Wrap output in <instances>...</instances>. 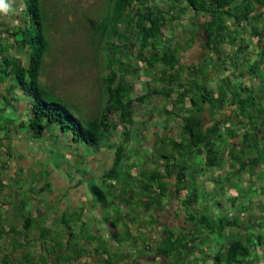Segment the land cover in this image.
<instances>
[{
    "label": "trees",
    "instance_id": "16d2710c",
    "mask_svg": "<svg viewBox=\"0 0 264 264\" xmlns=\"http://www.w3.org/2000/svg\"><path fill=\"white\" fill-rule=\"evenodd\" d=\"M160 1V4L166 3L165 0ZM167 1L168 6L164 8L158 3H151V0H102L98 9H89L93 12L91 15L79 7V14L89 24L87 33L90 35L87 42L94 43L90 50L95 54L93 62L99 69L101 78L98 99L94 100L97 107L92 110L85 107L83 98L78 96L74 100L51 82L45 83L42 79L46 57L53 49L52 26L49 23L52 13L44 0H16L15 6L10 7V10L18 13L19 23L0 28V81L8 82L6 89L9 91V94L3 92L7 95H3L5 109L19 99L10 95L15 90H21L28 99L29 114L19 123L20 128L28 130L36 140H41L47 133H55L58 129L68 135L72 142L90 147L94 152L105 147L114 149L112 164L99 180L107 190L96 184L98 181H90L93 183L90 185L91 189L97 196L96 202L111 205L122 197L128 203V199H133L140 193L147 196L150 201L146 203L152 205H146V211L153 208L155 199H159L157 208H163L161 198L169 191V181H175L176 191L180 192L187 189L189 179H196V158L200 159L203 166L212 168L222 160V149L229 148V158L223 160L225 167V160L228 162L229 170L222 174L231 180L236 176L241 177L248 168H252L249 171L251 175H255L254 169L264 160V144L259 141L253 144L249 142L253 133L259 138V134L264 135V77L255 75L261 80L262 88L259 91L245 88L241 83L239 90H232L231 94L221 86V92L215 97L207 85L209 81L200 80L197 65L188 66L191 75L187 80L175 73L180 65L181 51L198 41V30L204 32V37L201 36L205 38L203 48L210 57L204 64L207 69H218L222 75L223 70L228 68L227 60L230 57L234 70L238 68L250 48L244 32H249L250 37L257 39L259 61L264 62V24L261 25L264 23V0ZM8 2L6 0L7 4ZM177 22L187 28L181 30L186 38L181 39L178 33L166 38V30L173 29ZM190 23H193L192 27ZM215 55L221 62L212 63ZM258 63L250 66L255 73L261 69V64ZM240 73L244 76V72ZM133 75L142 77L146 82L147 87L141 93L136 92L135 82L128 79V76L134 77ZM231 76L236 77V72L232 71ZM154 96L163 99L162 112L170 122L166 128H171L172 119H177L175 125L180 131L178 135L172 136L156 134V140L161 143L156 148L162 151L159 157L165 161L163 166H160L161 162H156L158 165L151 169L138 168L137 175L145 176L146 180L151 181L143 182L144 186L136 192V185L126 183L119 176L126 171H122L124 167L133 166V163H126L129 156L126 144L133 134L135 107L137 103H144ZM187 103L189 107L186 106ZM226 106H232L229 109L231 114L224 116L222 110ZM232 115L241 117L243 121L237 122L235 126L232 124ZM244 122L248 124V128L243 131L242 140L236 141L234 139L245 128ZM121 126L124 127V140L115 144L112 140L117 137ZM254 147H257L258 154L247 159V150ZM4 164L2 166L7 168ZM147 171L151 173L145 175ZM129 176L133 178L132 174ZM120 181L123 183L119 184ZM77 183L82 184L83 179H78ZM1 186L0 202L2 198L5 199V189ZM116 187L122 190L121 194L113 193ZM51 188V182L46 179L39 191ZM112 196L114 198L111 200ZM188 203L191 205L192 201L188 200ZM13 211L14 209L10 210L14 216L23 215L21 210L20 214ZM33 214L32 212L29 216L28 213L21 220L7 222L0 229V264H72L73 260L83 256L84 248H80L78 253H71V243L65 242L69 248L65 250L60 232L52 237L47 229L40 230V235L33 233L36 236L34 241L38 243L32 246L30 231L37 229L38 224L34 222ZM62 217L63 223L69 227L71 223L64 218L65 213ZM119 221V218L115 219L114 224ZM215 221V224L212 220L206 222L204 227L207 231H213V225L221 235H224L225 229L230 230L228 234L225 233L227 240H222L220 246L216 247L212 264H254V259L250 257L253 249L264 247V234L261 232L264 220H256L253 227L245 226L243 229V221L240 218L233 220L230 215H222ZM170 235L163 241L165 245L160 246L163 255L177 250L185 251L189 257L191 246L202 240L199 231L190 233L186 239L175 236V232H170ZM39 249L42 250L41 260L38 261V257L35 261L36 256L32 252ZM18 251L21 254L16 256ZM99 251L100 249L97 253ZM207 255L209 254H203V263L208 262ZM178 258H173L176 262L174 264H181L182 261ZM191 261L188 258V264Z\"/></svg>",
    "mask_w": 264,
    "mask_h": 264
},
{
    "label": "rangeland",
    "instance_id": "374dc122",
    "mask_svg": "<svg viewBox=\"0 0 264 264\" xmlns=\"http://www.w3.org/2000/svg\"><path fill=\"white\" fill-rule=\"evenodd\" d=\"M44 1L47 8L52 13L49 16V23L52 26L51 40L53 49L46 57L45 71L42 79L45 83L51 82L59 91L67 96L70 95L74 100H76L78 96L83 98L85 100V107L92 110L97 107L96 101L94 102V100L98 99L99 82L101 78L99 74L100 71L93 62L95 54H92L90 50V47L94 46V43L91 41L87 42V37L90 35L87 33L89 24H87L82 19L81 14H79V11H81L79 7L84 8V10L91 15L93 12L89 9H98L102 4V0ZM165 1L166 3L160 4V0H151V3H158L160 6L166 8L168 6V1ZM8 3L12 8L15 6L16 0H9ZM17 14V12L12 13L10 9L7 14L0 12V28L14 26L19 23ZM183 27L185 26H183L181 22H177L173 30H166V38L176 33L179 34V37L183 38L184 35L181 33ZM185 29L187 30V28ZM81 60L86 62H81ZM141 78L137 75L134 77L128 76V79H132L135 82V90L137 93H141L147 87L145 80ZM158 83L160 84V81ZM7 84L8 82L2 83L0 81V186L3 185L6 192L14 196L11 200L7 198L9 195L4 193L5 199L2 198L0 202V229L3 228L11 218H13V222L17 219L21 220V218H24L28 213H32L33 206L38 203H40V205L44 204V208L47 210H59L58 214L61 216L64 207L63 205H57V202H60L61 199H70L72 194L71 187H62L66 185L71 186L75 184L78 179H83L84 186L83 190L79 189L77 191H81L85 197H91L93 200L97 197L91 189L90 185L93 183H90V181H98L96 184H99L106 191L107 188L105 184L102 185L99 180L102 178L101 175L107 171L112 164L115 154L114 149L105 147L94 152L90 147H84L80 143L72 142V139L68 137V135L60 132L58 129L55 133H47L41 140L32 138L29 131L25 128H20L19 125L21 120L28 117V99L21 90H15L10 95L19 97V99L5 109L6 103L3 95L7 96L6 94H9V91L6 89ZM162 101L163 99L154 96L149 101L137 103L135 107V124L132 128L134 135L126 144L127 154L129 155L127 156L126 163H133V166H131L132 168L124 167L122 171L125 169L126 171L122 172L119 176L121 180L125 179L126 183L128 182L133 186L135 184L143 186V182L150 180H146L145 176L136 175L137 173L135 172L138 171V168L140 170L147 169L150 165L148 163L150 161L149 158L151 157V161H154V159H156V157L154 158V154L159 156L162 152L156 148V146L159 147L161 144L159 140H156V137L154 141H144L145 139H143V136L140 137V134L145 133L148 129H155L161 136L179 134L180 129L175 125L177 119H172L171 128L165 130L162 127V119L166 117L162 112ZM234 118H236L235 115ZM147 120H150V123H147ZM236 121H242V118L237 117ZM144 129L146 130L144 131ZM141 131L143 133H141ZM123 133L124 127L121 126L117 131V137L113 139L112 142L118 144L123 141ZM147 136L148 135H146L145 138L148 139ZM223 154H225V152ZM6 162L8 163L6 164ZM3 164L8 167L4 168L2 166ZM153 165L157 166L158 164L153 163ZM225 165L228 166V162L225 161ZM197 166H199V163ZM212 169L214 170V168H211V170ZM225 170H229V168ZM150 173V171H147L145 175H149ZM130 174L133 175V178L129 176ZM204 176L206 179V175ZM246 176L248 175L246 174ZM246 176L245 184L248 182ZM212 177L213 181L217 179L214 176ZM253 177H256V180L260 179V176L258 178L257 176ZM46 179L51 182L52 188L40 192L39 187L45 184ZM225 180V174L223 175L221 173L220 178L216 180L215 188H210L209 185L204 184L200 185L197 190L192 188L189 189L193 193H197L195 197H197L200 203L207 200L210 205H206L205 213L210 217H212L210 211L211 204L214 208L218 207V205H214L216 204V199H220L224 202L221 209L222 207L223 209H228L229 207L227 199L228 194L230 195V188L227 190L223 189ZM261 180L264 182V174ZM118 183L121 184L123 182L120 181ZM86 185L89 187L84 190ZM227 185L228 182L226 183V186ZM233 193L234 192H232V195ZM13 209V213L16 212V214H20L21 210L23 211V215L19 217L14 216L12 212H10V210ZM34 210L39 209L35 208ZM80 212L81 210L76 208L70 211L69 215V211L66 210L64 218L70 220L71 215ZM217 213L216 217L225 214L224 212L219 213L218 211ZM58 219H61V217H58ZM72 224L80 225V222L76 221ZM243 225L245 226V222ZM61 228H63V226H61ZM37 231L38 229L36 228L30 231V233L32 232L31 237L33 239L31 242L32 246L38 243V241H34V237L36 236L33 234L36 233L38 235ZM66 233L68 234V232ZM61 239L63 241L64 238L61 237ZM63 244L66 248L64 249L69 250L64 242ZM39 250L41 253L42 250ZM32 253L35 256H38V254L40 255L37 250H34ZM18 254H21L20 251L15 253L16 256H18ZM40 260L41 258H39L38 261Z\"/></svg>",
    "mask_w": 264,
    "mask_h": 264
},
{
    "label": "crops",
    "instance_id": "0c3cea01",
    "mask_svg": "<svg viewBox=\"0 0 264 264\" xmlns=\"http://www.w3.org/2000/svg\"><path fill=\"white\" fill-rule=\"evenodd\" d=\"M262 24L264 23L262 22L261 25ZM190 25L192 27L193 23H190ZM187 26H189V24ZM185 28L186 27H183V30H185ZM247 28L250 29V26ZM198 32V41L191 47L181 51L180 65L177 67V72H175L180 75L181 79L183 78L184 80H187L191 75L188 66L197 65L199 68L200 80H204L203 82L209 81L207 85L209 89L212 90L215 97L221 92V86L225 87L230 94L232 90L233 92L238 91L241 83L244 84L245 88H253L255 91L261 90V80L257 76H260V78L264 77V62L259 61V48L256 44V38L250 37L249 32H244L246 42L250 43L248 54H246L245 58L241 60L242 63H240L235 70L234 67H232V57H230L227 60L228 68L223 70V74L221 75L218 69L212 71L211 69H207L204 65L206 64L205 61L208 62L210 60V57L208 51L203 48V41L205 38L202 37H204V32L201 30H198ZM171 37H173V34ZM184 38H186V36H184ZM214 58L215 59L212 63L217 64L221 62L218 56L215 55ZM256 63L259 65L261 64V69L257 73H255L250 67ZM232 71L236 72V77L232 78ZM240 72H244V76H241ZM229 98L230 97H228V99ZM186 106L189 107V103H187ZM231 108L232 106H226L222 110V114H224V116L230 115ZM233 117L234 115H232V124L236 126L237 121L235 118L233 119ZM162 121V127L165 130L168 129L166 128L170 123H168V119L164 118ZM147 123H150V120H147ZM209 124L210 123H207V125ZM244 126L245 128H243L242 131H245L246 128H248V124L244 122ZM145 130L146 129H144V131ZM141 133L143 132L141 131ZM156 134L159 133L155 129H148L145 133L140 134V137L143 136V139H145L144 141H154L157 136ZM255 134H251L249 140L250 144H253V142L256 143L257 141L264 144V135L259 134V138ZM133 135L134 134H132V136ZM146 135H148V139L145 138ZM242 135L243 132H241L238 138H235L234 140L241 141ZM234 140H232V142ZM228 149L229 148L222 149L220 152L222 160L218 165L212 167L214 170L203 166L200 159L196 158V179H189L187 189H182L178 192L176 191L177 183L175 181H169V191L161 198L162 204L164 205L163 208H157V201L159 199H155L156 202L153 203V208L146 211V205H152L150 203L147 204L146 202L150 201L149 198L140 193H138L139 195L136 194L133 199H128V203L126 198L119 197L113 204L106 205L99 201L96 202L91 197H85L81 191L78 192L77 190L79 189L83 190V183L78 184L76 182L71 186L66 185L62 188L71 187V198L61 199L60 202H57V205H63L64 208L62 209V214L66 213V210H68V214L70 215V211H73L76 208H79L81 212L71 215L70 220L67 219L71 223L68 227L63 223L64 220L62 215L59 216V210H47L44 208V204H35L31 212L34 213V222L38 223L36 225L38 234L40 235V230L43 229H47L52 237H55L56 233L60 232V239L61 237L64 238L62 242H66L67 244L71 243V253L76 251L78 253L80 248H84L83 256L79 259L73 260L72 264H174L176 263L173 260L175 256L179 257L178 260L182 261L181 264H184L185 261H187L185 264H188V258L192 259L191 264H212L214 261V255L217 252L216 247L220 246L222 240H227L225 233L227 232L228 234V229L230 230V228L225 229L223 231L224 235L217 232L218 230H216L217 228L215 225H213V231L209 232L206 230L204 226L208 220L214 221L213 224H215V220H218V218L222 216L218 215V217H216L218 214L217 211L219 213L224 212V215L232 216L233 220L240 218L243 223L245 222V226L247 227H253L252 225L256 220H264V182L261 180L262 175L264 174V160L254 169L255 171L253 172L256 173L255 175H251L250 171H252V168H248L243 172L241 177L236 176L234 180L225 178V186L223 189L227 190L230 188V195L228 194L227 199L229 207L228 209H223V207L221 209L224 202L220 199H216V204L214 205H218V207L214 208L211 204L210 211L212 217L205 213L206 205H210L207 200L200 203L197 200V197H195L197 193H193L189 190L190 188L197 190L200 185L204 184L209 185L210 188H215L216 180H218L221 173L228 168V166L225 167L222 165L223 160L229 158ZM224 152L225 154H223ZM257 154V147H254L250 151L247 150L246 157L248 159L250 156H255ZM155 157L156 159H154V161H151V157L149 158L152 163L150 161L148 162L150 164V167L148 166V168H153V163L157 164L156 162H161L160 166H163L162 163L165 159L159 156V158L157 156ZM198 163L199 166H197ZM138 172L139 170L135 173ZM246 174L248 176H246ZM204 175H206V179ZM212 176L217 179L213 181ZM245 176L248 179L246 184ZM253 176H257V178L260 176V179L256 180V177L254 178ZM227 182L228 185L226 186ZM88 187L89 186L86 185L84 190ZM118 187H116L117 189L115 188L118 191L115 190L113 192L114 194L119 195L122 193V190ZM141 187L140 184L136 185V192H138ZM152 188L154 189L155 186ZM232 192H234L233 195ZM4 193L8 194L6 190ZM8 195L7 198L12 200L14 195ZM192 195L194 198L191 199ZM121 196H123V194ZM110 198L112 200L114 196ZM188 200L192 201L191 205L188 203ZM35 208H38L39 210H34ZM30 215L31 213H29V216ZM207 215L208 217H206ZM58 217H61V219H58ZM118 218L120 219L119 223L114 224L115 219ZM76 221L80 222V225L72 224ZM9 222H12V219H10ZM243 223L241 225L242 229L245 227ZM61 226H63V228H61ZM197 231L202 234V240H200V243L191 246L192 250L189 257L185 251L178 252L177 250H173V252L171 251L169 255L162 254L160 246L165 245L163 241L168 238L170 232H175V236H182L183 239H186L190 233H195ZM66 232H68V234ZM261 232L264 234V229ZM126 237L127 239L125 240ZM57 245L52 244V246ZM99 249L100 253H97V250ZM38 252L40 253V250H38ZM203 254H209L207 255L208 262L206 263L202 262ZM38 257L40 258L39 254L35 257V261ZM250 257L254 259V264H264V247L258 246L257 249H253Z\"/></svg>",
    "mask_w": 264,
    "mask_h": 264
},
{
    "label": "clouds",
    "instance_id": "9594fccd",
    "mask_svg": "<svg viewBox=\"0 0 264 264\" xmlns=\"http://www.w3.org/2000/svg\"><path fill=\"white\" fill-rule=\"evenodd\" d=\"M10 9V5L6 3V0H0V12H4L7 14V12Z\"/></svg>",
    "mask_w": 264,
    "mask_h": 264
}]
</instances>
